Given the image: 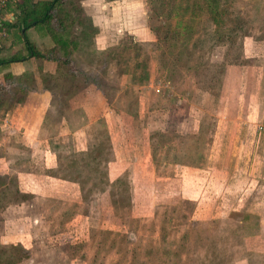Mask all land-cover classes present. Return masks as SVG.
<instances>
[{
	"label": "rangeland",
	"instance_id": "obj_1",
	"mask_svg": "<svg viewBox=\"0 0 264 264\" xmlns=\"http://www.w3.org/2000/svg\"><path fill=\"white\" fill-rule=\"evenodd\" d=\"M105 1L46 111L0 87V264H264V0Z\"/></svg>",
	"mask_w": 264,
	"mask_h": 264
},
{
	"label": "crops",
	"instance_id": "obj_2",
	"mask_svg": "<svg viewBox=\"0 0 264 264\" xmlns=\"http://www.w3.org/2000/svg\"><path fill=\"white\" fill-rule=\"evenodd\" d=\"M24 1L25 0H10L7 3V5L0 11V87H3L6 84H8L9 80H16L18 87L29 90L26 97L27 99L22 104L16 101V105L24 108H28L33 102L31 98L36 95L37 103L45 110V108L49 107L50 105L49 99L50 97H52L51 88L45 86L43 87L41 86L42 85L41 83H37L35 87H32V85L29 86V84L31 80L35 78L40 79L41 76L44 74L46 75L55 74L57 65L53 64L52 62H49L50 60L49 61L41 60L42 63L40 66L42 68L41 71H37L33 66L36 63L37 59H35L32 55L30 56L28 55L27 49L24 45V39H23L24 30L22 27L23 25L20 22V14H21V10L23 11L22 8L24 7ZM51 1L52 0H30L31 4H36L41 2L42 3L51 2ZM71 1L75 5L74 8H76L77 11L79 10V12H81L85 16V20H81V21H82V26H86V29H82L83 27H81L78 24V20L73 21V20L62 19V21H60V24L58 26H49V27H47L45 24H37L34 22L26 30L25 36L27 40L35 47V50L37 52L43 54L44 51H47L49 49L53 51V49H55L56 47L55 40L60 39L70 44L69 48L67 49V53L69 58L72 59L75 56L72 52L74 51L78 52L77 50L79 48H82L81 41H83L84 38H88L91 44L100 42L99 37L101 35V31H100L101 27L103 26L109 27L110 25V24L108 25V21L105 23H101L99 14L101 12L100 9L102 5H100L98 0H71ZM106 3H111V0H107ZM103 7L104 6H102V9ZM67 9L68 8H64L63 12L67 13ZM115 15H116L115 7L111 6L110 10L107 11L108 20L109 21L112 20L110 19V16H115ZM112 25L113 24H111L110 26L112 27ZM76 44H78L79 46L78 48H76L77 47ZM60 56L63 57V54L59 55V57ZM11 59L14 60L16 59L18 61L4 64L5 62ZM70 65H73V63H71ZM254 70L257 71L259 70V68ZM263 72H255V73L253 72V75L255 74L257 77L254 78V86L257 91L261 90L262 87L264 86L263 85L261 87V85L263 84L262 78L264 79ZM71 73L75 74L76 72L73 71ZM238 73L241 74L243 73V71L238 70ZM23 78L26 79L28 85L23 83H18ZM38 97H41L42 101H45V103L44 102L42 103L41 98ZM241 100L242 99L240 98V96L237 97V101H236L237 106L240 105ZM259 105L260 104L258 102L256 103L252 101V105H251V108H253L252 114L260 113L259 109L254 110V107L258 108ZM35 110L37 112H40V109L38 107ZM43 112L44 111L42 110V113ZM96 115L99 116L98 112ZM240 121L244 122L241 119V117L236 118L233 124H235L236 126L238 122L240 123ZM229 123L231 122L228 121L227 124ZM24 138L28 139L29 136H26L24 134ZM120 143L122 144V146L125 145L124 142H120ZM118 144H119L118 141L114 142V145L118 146ZM46 149L49 154H52V151L49 148Z\"/></svg>",
	"mask_w": 264,
	"mask_h": 264
},
{
	"label": "trees",
	"instance_id": "obj_3",
	"mask_svg": "<svg viewBox=\"0 0 264 264\" xmlns=\"http://www.w3.org/2000/svg\"><path fill=\"white\" fill-rule=\"evenodd\" d=\"M257 3H260V1L258 0ZM259 6L260 5L257 4L256 9ZM74 7H75V5L72 3L71 0H52L51 2H44V3L41 2V3H36V4H31L30 0L24 1V7L22 8L23 11L21 10V14H20V22L23 25L22 27L24 30V32H23L24 45L27 49L29 56L32 55L37 60H50V59L46 58V56L44 54L37 52L35 50V47L27 40V38L25 36L26 30L34 22L37 24H45L47 27H49V26H58L60 24V21H62V19L73 20V21L78 20V24L81 27H83L82 29H86V26H82V21H81V20H85V16L81 12H79V10L77 11L76 8H74ZM64 8H68L67 13L63 12ZM210 12H211V16L213 18V21H211V22L213 23V25H215V27H218V29H220L219 31L215 32L216 38H212L209 42L210 45H216L219 42L218 41L219 38L221 37V35H219V34H222L223 32H225L228 29L231 30L232 28H234V26L232 25V23H228V24L224 23V18L226 17V15L224 13H222V11L219 12L217 9H214V7L211 6ZM223 26H225V27H223ZM235 27H236V25H235ZM231 32H232V30H231ZM232 33H234V32H232ZM227 39H229L228 42L230 43V41L232 39H234V35L233 36L229 35L227 37ZM55 44H56V47H55V49H53V51L55 52L54 53L55 58L58 59V61L64 60L63 64L66 66L67 65L69 66V64L72 63V62L70 63L71 58H69L68 53H67V49L69 48L70 44L67 43L66 41H63L60 39H56ZM61 54H63V57L60 56L61 57L60 58L59 55H61ZM14 61H18V60L11 59V60L5 62L4 64L14 62ZM202 69H200L198 71H201ZM69 73L70 72H68L67 74H69ZM70 74H72V73H70ZM55 75L53 74L52 77H55ZM74 75L75 74H72L73 77H74ZM220 76H221V74L219 75L218 79L215 76L214 78H212V80H211L212 82H209V83H213V81H215V82L220 81L219 80Z\"/></svg>",
	"mask_w": 264,
	"mask_h": 264
},
{
	"label": "built area",
	"instance_id": "obj_4",
	"mask_svg": "<svg viewBox=\"0 0 264 264\" xmlns=\"http://www.w3.org/2000/svg\"><path fill=\"white\" fill-rule=\"evenodd\" d=\"M10 0H0V11L7 5Z\"/></svg>",
	"mask_w": 264,
	"mask_h": 264
}]
</instances>
